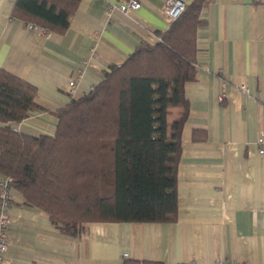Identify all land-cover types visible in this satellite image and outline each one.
Returning a JSON list of instances; mask_svg holds the SVG:
<instances>
[{"label": "crops", "instance_id": "0c3cea01", "mask_svg": "<svg viewBox=\"0 0 264 264\" xmlns=\"http://www.w3.org/2000/svg\"><path fill=\"white\" fill-rule=\"evenodd\" d=\"M15 1L0 0V66L37 87L44 109L12 123L32 134L54 133L55 108L92 90L172 20L166 0H140L127 12L112 6L119 0H81L65 31L41 32L13 17ZM201 16L196 78L185 89L177 218L93 221L72 234L14 189L7 262L264 264V0H210Z\"/></svg>", "mask_w": 264, "mask_h": 264}, {"label": "trees", "instance_id": "16d2710c", "mask_svg": "<svg viewBox=\"0 0 264 264\" xmlns=\"http://www.w3.org/2000/svg\"><path fill=\"white\" fill-rule=\"evenodd\" d=\"M209 1L192 0L158 40L141 41L92 90L55 108L54 133L12 125L44 106L33 83L0 66V174L64 231L76 234L93 221L177 218L185 89L196 78L197 31ZM80 2L16 0L12 15L63 32Z\"/></svg>", "mask_w": 264, "mask_h": 264}, {"label": "built area", "instance_id": "2783aa9c", "mask_svg": "<svg viewBox=\"0 0 264 264\" xmlns=\"http://www.w3.org/2000/svg\"><path fill=\"white\" fill-rule=\"evenodd\" d=\"M142 5L140 0H119L112 6L118 8L123 12H127L129 9H138ZM187 3L185 0H166L164 11L171 18L176 19L186 9ZM28 26L32 29H38L41 32H46L47 29L39 27L33 23H29ZM82 71V69H79ZM76 82L71 79L69 82V91L72 94L76 92ZM242 88L248 91V86L243 84ZM262 140V139H260ZM260 151L264 152V147H260ZM13 186L12 177L8 175L0 174V264H12L6 261V253L9 248V227L11 224V217L9 214V208L13 201ZM128 253H125V256ZM215 264H243L236 260L219 259Z\"/></svg>", "mask_w": 264, "mask_h": 264}]
</instances>
